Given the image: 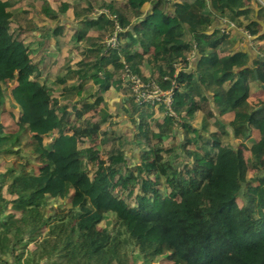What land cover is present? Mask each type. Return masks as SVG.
<instances>
[{
    "label": "trees",
    "instance_id": "trees-1",
    "mask_svg": "<svg viewBox=\"0 0 264 264\" xmlns=\"http://www.w3.org/2000/svg\"><path fill=\"white\" fill-rule=\"evenodd\" d=\"M144 2L0 0V264H264V4Z\"/></svg>",
    "mask_w": 264,
    "mask_h": 264
},
{
    "label": "rangeland",
    "instance_id": "rangeland-1",
    "mask_svg": "<svg viewBox=\"0 0 264 264\" xmlns=\"http://www.w3.org/2000/svg\"><path fill=\"white\" fill-rule=\"evenodd\" d=\"M141 1V3H142V7L143 8H147L148 7V4L147 3H145L144 2V0H140ZM263 2H264V0H262ZM27 35H24L23 37H26ZM28 38V37H27ZM56 69V68H55ZM55 69H54V72H55ZM142 88H144L145 90V92H147V94L146 95H143L144 96V98L145 99H155V95H156V86L154 85V84H148V83H142V82H137L133 87H132V89L134 90V91H136L137 89H142ZM141 94H143L142 93V91H141ZM148 95V96H147ZM107 98H108V96H107ZM109 100H110V97H109ZM167 106H169V105H167ZM110 109H112L113 111H116V106L115 105H110ZM159 116V118L157 119V122H155L154 124H153V128H155V130L156 131H158L159 129H160V127L162 126V124H163V122H164V117L161 115V113H157V114H151V115H149V119L150 120H152L154 117H158ZM13 124H14V122H13ZM14 127H16L15 125H14ZM135 127H134V125H132L131 126V129H134ZM191 136H195V133L193 132V133H191ZM196 142H198V140H196ZM106 147H108V144H106L105 146H102V147H100V149L98 150V151H103V149H105ZM153 152H154V143L152 142L151 144H150V146H148L147 147V150H146V156L148 157V158H150V159H152L153 158ZM208 164V163H207ZM210 164V163H209Z\"/></svg>",
    "mask_w": 264,
    "mask_h": 264
},
{
    "label": "built area",
    "instance_id": "built-area-1",
    "mask_svg": "<svg viewBox=\"0 0 264 264\" xmlns=\"http://www.w3.org/2000/svg\"><path fill=\"white\" fill-rule=\"evenodd\" d=\"M225 21H226V20H225ZM226 23L228 24V25H227V26H228V29L234 26L233 23L231 24V23H229L228 21H226ZM225 32H227V30H226ZM115 41H116V38H112V39L110 40L111 43H115ZM136 91H137L138 95L141 96V97H143V98H144L143 95H146V94H147L146 92H144V91H142V90H140V89H137ZM141 91H142L143 94H141ZM147 96H148V95H147ZM162 96L164 97V100L166 101L167 105L170 106V102H171L170 92H168V91H167V92H163V91L159 90V89L156 87V95H155V99L160 100L161 98H163ZM144 100H148V99H145V98H144ZM151 100H154V99L152 98Z\"/></svg>",
    "mask_w": 264,
    "mask_h": 264
},
{
    "label": "flooded vegetation",
    "instance_id": "flooded-vegetation-1",
    "mask_svg": "<svg viewBox=\"0 0 264 264\" xmlns=\"http://www.w3.org/2000/svg\"><path fill=\"white\" fill-rule=\"evenodd\" d=\"M259 1H261L264 4V2L262 0H259Z\"/></svg>",
    "mask_w": 264,
    "mask_h": 264
},
{
    "label": "water",
    "instance_id": "water-1",
    "mask_svg": "<svg viewBox=\"0 0 264 264\" xmlns=\"http://www.w3.org/2000/svg\"><path fill=\"white\" fill-rule=\"evenodd\" d=\"M263 59H264V57H263Z\"/></svg>",
    "mask_w": 264,
    "mask_h": 264
}]
</instances>
